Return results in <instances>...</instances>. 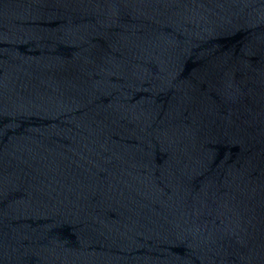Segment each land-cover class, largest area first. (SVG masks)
<instances>
[{
  "label": "water",
  "instance_id": "1",
  "mask_svg": "<svg viewBox=\"0 0 264 264\" xmlns=\"http://www.w3.org/2000/svg\"><path fill=\"white\" fill-rule=\"evenodd\" d=\"M0 264H264V0H0Z\"/></svg>",
  "mask_w": 264,
  "mask_h": 264
}]
</instances>
